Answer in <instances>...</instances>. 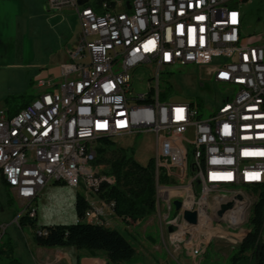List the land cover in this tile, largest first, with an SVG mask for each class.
<instances>
[{
    "label": "built area",
    "instance_id": "obj_1",
    "mask_svg": "<svg viewBox=\"0 0 264 264\" xmlns=\"http://www.w3.org/2000/svg\"><path fill=\"white\" fill-rule=\"evenodd\" d=\"M248 1L44 0L51 13L72 10L80 34L67 52L69 61L36 78L40 93L19 117L0 111V177L24 206L19 217L36 219L34 201L47 186L61 184L85 192L89 209L76 223L108 226L115 204L98 192L117 180L98 164L97 134L113 142L150 134L157 210H167V220L172 198L182 203L166 223L170 246L200 255L213 240L235 245L246 227L244 192L210 196L211 185L233 179L247 181L255 199L264 196V121L253 114L254 106H264V43L243 34ZM177 66L206 68L210 80L236 87V94L206 119L196 104L162 102L160 77ZM140 67L153 77L147 95L133 96L132 74ZM212 151H220V160H212ZM176 164H185V171H176ZM204 175H211V184H204ZM187 180L203 187L201 204H191L194 190L187 189ZM228 202L233 207L218 217ZM185 211L197 213L196 224L185 220ZM6 229L0 225V246ZM261 238L264 260V218Z\"/></svg>",
    "mask_w": 264,
    "mask_h": 264
},
{
    "label": "rangeland",
    "instance_id": "obj_2",
    "mask_svg": "<svg viewBox=\"0 0 264 264\" xmlns=\"http://www.w3.org/2000/svg\"><path fill=\"white\" fill-rule=\"evenodd\" d=\"M42 3L44 0H35L39 9L32 13L30 20L26 19L13 25L12 30L8 27L1 29L0 111L12 114L24 103L32 101L40 93L36 88V78L40 74L53 71L62 60L63 50L72 48L78 40V16L70 9L47 13L41 8ZM242 12L244 36L252 37V42L264 43V0H249L243 5ZM66 61H69L68 57ZM219 62L229 61L221 59ZM132 76V95H147L153 77L152 70L140 67ZM159 90L160 101L196 104L199 106L200 115L206 119L227 97L232 99L237 88L217 85L206 76V68L177 66L161 75ZM153 95L156 97L155 93ZM98 136L100 139L105 138L106 133H99ZM98 146H102L101 142ZM118 148L127 149L129 155L142 166H147L155 154L154 138L150 134L115 139L114 144L110 146V152ZM176 171H185V164H176ZM190 183L195 184V181L187 180V186ZM195 189L198 194L202 191V187L196 185L193 187L194 191ZM224 190L244 192V197L255 199V193L243 185L220 186L218 190L214 189L210 197L213 198L214 194ZM76 194L85 195V192L81 188L51 185L33 205L37 209L36 226H20L19 216L24 211V206L11 192H6L0 177V225L7 226L0 246V263L12 264L16 259L21 264H37L36 252L33 250L37 246L36 229L75 222ZM200 199L201 197H197L196 201L199 202ZM165 212L162 209L157 210L145 221L130 222L128 225L114 218L115 223L110 227L118 230L142 254L138 255V264H233L232 258L238 256L242 243L240 238L247 231H251L250 224L246 222V227L238 231L235 245L229 239H218L213 240L200 255L185 251L175 252L168 241L166 223L177 216V211L173 206L167 220ZM236 264H252L250 254H245Z\"/></svg>",
    "mask_w": 264,
    "mask_h": 264
},
{
    "label": "trees",
    "instance_id": "obj_3",
    "mask_svg": "<svg viewBox=\"0 0 264 264\" xmlns=\"http://www.w3.org/2000/svg\"><path fill=\"white\" fill-rule=\"evenodd\" d=\"M30 102L24 103L11 115L18 114ZM99 141H101L102 146L98 147V164L105 165L107 173L115 176L117 182L115 185L103 184L98 192V197L107 203H114L115 216L120 218L125 224L145 221L157 212L155 168L153 163L142 166L129 155L127 149L118 148L114 152H110V146L114 144L112 140L105 137ZM165 181L166 179L162 177L161 182ZM3 184L6 192H8L9 189L4 181ZM230 187L237 186L231 185ZM200 193L198 194L196 191L197 196H200ZM74 208L76 219H83L85 212L89 209V204L83 194H76ZM263 218L264 196L262 199H258L254 205L250 219V225L253 228L244 235L238 256L232 258L233 264H236L240 258H244L247 253L250 254L252 264L262 263L263 244L261 229ZM35 222L36 219H31L27 215L19 220L20 226L30 225L33 228L36 226ZM40 229L46 232V235H38L37 231ZM35 234V242L41 248L76 247L77 249L103 252L109 264L139 263V256L133 244L118 230H113L106 226L88 222H73L71 224L41 227L36 229ZM12 264L21 263L15 259Z\"/></svg>",
    "mask_w": 264,
    "mask_h": 264
},
{
    "label": "crops",
    "instance_id": "obj_4",
    "mask_svg": "<svg viewBox=\"0 0 264 264\" xmlns=\"http://www.w3.org/2000/svg\"><path fill=\"white\" fill-rule=\"evenodd\" d=\"M41 8L45 10L44 3H42ZM38 9L39 8L35 4V0H0V39H1V29H3V27L5 28L8 27L10 30H12L13 25H16L19 22H22L26 19L30 20V18H32V13L34 11L37 12ZM69 49L71 48L63 50L62 60L54 68L53 71H56L59 65L66 62L67 52ZM190 185L191 183L189 184V186ZM50 186L51 185L47 186L46 188ZM37 199L34 201L33 205L36 203ZM176 201H179V198H172V207L174 206V202ZM114 218H118V217L117 216L110 217L109 225L106 227L111 229L113 228L110 226L111 224L113 225L115 223ZM135 249L137 254L141 256L142 254L140 253V251L137 248ZM33 250H35L36 252L37 264H107L108 263L107 257L103 252H94L86 249H77L76 247L45 249L36 246L34 247ZM144 259L145 261H147L146 256Z\"/></svg>",
    "mask_w": 264,
    "mask_h": 264
},
{
    "label": "bare ground",
    "instance_id": "obj_5",
    "mask_svg": "<svg viewBox=\"0 0 264 264\" xmlns=\"http://www.w3.org/2000/svg\"><path fill=\"white\" fill-rule=\"evenodd\" d=\"M253 114H254L255 121H264V106H254L253 107ZM19 115H20V112L16 115H11V117H19ZM2 121H9V114H2ZM99 140H100V138L97 134V141H99ZM212 160H220V151H212ZM204 184H211V175H204ZM194 185H196V181H195V184H191L190 186L187 187V189L193 190ZM231 185L247 186V181H244L242 179H233V180L224 181V184H213V185H211V193L214 191V189L218 190V188H220V186H231ZM197 197H203V187H202V191L200 193V196H197L196 189H195V191H193V193H191V204H201V199L199 200V202L196 201ZM244 200H245V203H247V206H245L244 211H242V222H245V223L248 222L250 224L252 211H253L254 205L258 201V199H256V200L255 199H249V197L246 196V197H244ZM246 200H248V201H246ZM243 239H244V236H242L239 241L241 242ZM261 264H264V260H262Z\"/></svg>",
    "mask_w": 264,
    "mask_h": 264
},
{
    "label": "water",
    "instance_id": "obj_6",
    "mask_svg": "<svg viewBox=\"0 0 264 264\" xmlns=\"http://www.w3.org/2000/svg\"><path fill=\"white\" fill-rule=\"evenodd\" d=\"M80 4H83V2ZM45 10L47 11V13H50V11L46 7H45ZM53 13H56V12H53ZM181 205H182V203L179 201L174 202V206H175L176 211L180 210ZM232 207H233V204L231 202L222 204L220 206V209L216 212L217 216L221 217L227 210L231 209ZM184 218L189 224L193 225V224L197 223V213L196 212L185 211L184 212ZM174 230H175L174 227H172V226L168 227L169 233H172ZM208 236L213 237V236H215V234L214 233H208ZM107 264H109V263H107Z\"/></svg>",
    "mask_w": 264,
    "mask_h": 264
}]
</instances>
